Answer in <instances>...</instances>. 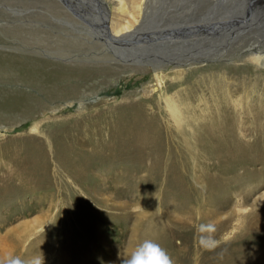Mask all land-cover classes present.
Listing matches in <instances>:
<instances>
[{
  "label": "rangeland",
  "instance_id": "374dc122",
  "mask_svg": "<svg viewBox=\"0 0 264 264\" xmlns=\"http://www.w3.org/2000/svg\"><path fill=\"white\" fill-rule=\"evenodd\" d=\"M5 1L0 0V55L118 72L76 75L66 83L68 98L49 111L68 116L63 125H51L67 126L64 131L40 133L43 117L26 125L0 109V247L52 246L42 264L58 259L59 248L68 245L80 247L71 255L73 264H124L145 240L159 244L173 264H231L241 250L264 248V147H253L264 143V126L253 119L264 115V65L250 55L259 47L264 56V0H147L150 22L165 35L164 47L173 48L162 62L163 88L156 87L154 64L141 57L63 56L13 46L24 39L11 34L16 30L103 40L95 21L105 19L102 8L109 20L119 19L121 0H46L72 19L92 22L102 36L89 35L42 3ZM122 18L132 21V12ZM178 35L187 47L180 51ZM177 71L185 74L178 77ZM43 83L51 81L0 65V103L8 94L48 100ZM167 94L188 101L183 131L165 111ZM139 106L157 115L161 129L155 123L157 130H144ZM241 106L247 113L242 115ZM224 111L237 115L236 138L246 147L210 158L198 146L197 133ZM149 228L154 233L146 235Z\"/></svg>",
  "mask_w": 264,
  "mask_h": 264
},
{
  "label": "bare ground",
  "instance_id": "6f19581e",
  "mask_svg": "<svg viewBox=\"0 0 264 264\" xmlns=\"http://www.w3.org/2000/svg\"><path fill=\"white\" fill-rule=\"evenodd\" d=\"M4 2L6 1L4 0ZM23 2H25V5L27 4L29 6H32V5L41 6L40 3H42V5L45 6L44 8H46L50 12L62 14V15L65 14L64 16L68 17L71 23H73L74 25L78 27L85 28L88 31H90L89 35H92L91 33L93 34L97 33L102 36L103 34L100 31H97L98 27L95 26L96 24L97 26H99L100 29L104 30V35L102 36V38L103 37L104 38L103 40L99 39L100 41H98L97 39L96 40L93 39L94 41L92 42L90 41V39H92L90 38V36L88 37L77 36V35L75 36L71 33H63V32L62 33H52V34H42V33L41 34L40 33L24 34L16 30L15 32L11 34L16 35V37H18L19 39H23V38L24 39L18 42L17 45H13V46H16V47L20 46L23 48L25 47V49L35 50L36 52H45V53H51V54L63 55V56L71 55L74 53H78V54H88L89 53V55L94 53V55H98L97 57L101 59L102 57L113 58L114 56L113 54L115 53L116 54L120 53L127 57L137 56L143 59H147L154 64L153 71H154L155 81L157 82L156 87L163 88V86L166 84V81H167L166 76H164V74H161L162 73L161 70L165 67L162 64V62H164V60H166L167 58L165 52L170 51L173 48L164 47L165 35L161 34L158 31L159 26H157L158 24L156 21L150 22L149 5H148L147 0H125L124 2L123 0H121V6L119 5L120 8L118 9V13L121 16L119 17V19L111 18L109 20L108 19L109 12L106 9L102 8L103 7L102 6L101 8L105 13L104 15L105 19L96 20L93 26H92V22L87 21L88 23L84 24L75 18L72 19L69 16L68 12L63 9V7L59 5L57 6L56 4L53 5L51 1L46 2V0L45 1L43 0L41 2L39 0H23ZM114 2L115 0L109 1V3L111 4L112 3L114 4ZM22 7H23V4H22ZM128 10H130V13L132 12V17H133L132 21H125L124 18H122L123 15H125L128 12ZM174 40H175L174 44L177 45V48H176L177 51L187 48L186 46L181 47L180 45L181 40H180L179 35L177 38H174ZM105 47H107L108 49H111V53L108 52L109 50L105 51L104 50ZM250 55L252 56L251 61L253 62V59H255L256 61L254 62V64L256 63V64L264 65V60H260V56H263V55L259 51V47L254 48L252 53H250ZM192 62H194V60L186 63L187 66H191ZM0 65H4L7 67H14V68L19 67L21 69H26V71L29 72V74H32V77L42 76L43 78L45 77L46 79H49L51 81V83L41 84L42 92L47 96L48 100H46L45 98V100L41 101L40 99L38 100L37 98H33V97H30L24 94L23 95L22 94L21 95L8 94L5 97V100H2V103H0L1 110H4L5 113L9 116H15L17 121H20V120L24 121L26 125H32V121H34V119L43 117V119L46 122L44 125L38 127L37 130L40 133L41 131H49L53 129L51 128V125H55V124L63 125V123L69 121V118L66 114L53 115V114H50L49 111L51 108H53L52 103H55L56 101L62 103L63 101L65 102V100L68 98L67 96L69 93V89L66 83L69 80H71V78H75L76 75H90L95 72L103 73V74L107 73L108 75H112L113 73L118 72V70H114V68H111V66L110 67L91 66L90 68L66 66V65L47 62L45 60L39 59L38 57L35 58L31 56L26 57V58H19L14 55H0ZM245 66H247V64H245ZM183 74H185L183 71H180V72L177 71L176 76L178 75V77H182ZM177 81L178 79L176 80V82ZM150 93L151 92H149L148 94ZM147 97L149 96L147 95ZM181 97H175L169 94L164 95L162 97V101L165 104V108H166L165 111L168 114V117L176 125V128L179 129V131L180 130L183 131V129H186V127L188 126L185 119L190 109V107L187 105L188 101L187 102L185 101L186 98L182 100ZM176 100L178 102L180 101L181 104L178 103ZM238 101H240V99ZM228 105H231V104L228 103ZM139 108H141L144 113L143 125L145 127L144 128L145 131L147 129L157 130L155 128L156 126L153 127L155 123L157 125V128L161 129L159 126V122H160L158 121L159 119L155 118L157 115L145 112L146 110H144V107L139 106ZM239 109L243 115V113H247L246 111L249 108L241 106ZM55 111L57 110L55 109ZM222 111L220 112V114L222 113ZM229 111H224V114L219 115V116L217 115L216 118L210 123L208 121L209 125L205 126L204 128L201 127L197 133L198 146L201 149L205 150L206 154L210 158H220V154H223L225 151H228L225 153L227 154V153H230L231 151H234V148L241 149V148L246 147L240 143V140L236 138L235 128L237 125L236 123L237 115H234L233 112H229ZM205 114H207V112ZM262 115H263L262 112H258L253 118L254 121L258 122L259 128H263L264 126V125L261 126V120L264 119L263 118L264 115L263 116ZM148 116H150L151 118H149ZM66 128L67 126H62V127L55 126L53 130L54 131H57V130L64 131V129ZM76 129L78 128H75V130ZM263 144L259 146H253V147L262 148L264 147ZM248 148H252V147H248ZM242 164L243 163H236L237 166H241ZM216 181L218 180L211 181V184H213L214 182L216 183ZM150 233H154V230L151 228L147 230L146 235L148 234L150 235ZM75 246H78V245H73V246L68 245L67 247H64V248L60 247L58 250L60 251L58 259L52 261L50 264H73L72 263L73 257L71 255H73V253L75 252L80 251V247H75ZM51 251H52V246L45 247L41 243H40L39 249L36 247L35 244H31L28 247L22 243H15L13 245H8L6 247H0V257L5 259L4 263L2 262L1 263L6 264L7 260L9 258H13L16 254H20L22 257L21 260L23 261H28L36 257L45 259L44 257L48 256L51 253ZM231 264H264V248L252 247L244 251L241 250L238 252L237 256L234 258V261H232Z\"/></svg>",
  "mask_w": 264,
  "mask_h": 264
},
{
  "label": "clouds",
  "instance_id": "9594fccd",
  "mask_svg": "<svg viewBox=\"0 0 264 264\" xmlns=\"http://www.w3.org/2000/svg\"><path fill=\"white\" fill-rule=\"evenodd\" d=\"M260 60H264V56H260ZM253 62H256L255 59H253ZM205 230L204 226H201V231ZM201 243H205V241L202 240ZM205 246L208 245L205 243ZM6 264H42V260L36 257L23 261L17 257L9 258ZM124 264H173V261L159 244L151 240H145L132 252L130 258Z\"/></svg>",
  "mask_w": 264,
  "mask_h": 264
},
{
  "label": "water",
  "instance_id": "95a60500",
  "mask_svg": "<svg viewBox=\"0 0 264 264\" xmlns=\"http://www.w3.org/2000/svg\"><path fill=\"white\" fill-rule=\"evenodd\" d=\"M201 32L200 31H198V34H200ZM186 33L184 32V30H181V32H180V35H182V36H184Z\"/></svg>",
  "mask_w": 264,
  "mask_h": 264
}]
</instances>
